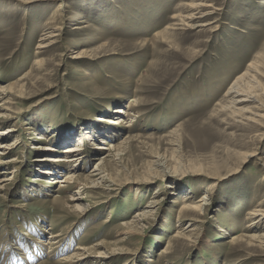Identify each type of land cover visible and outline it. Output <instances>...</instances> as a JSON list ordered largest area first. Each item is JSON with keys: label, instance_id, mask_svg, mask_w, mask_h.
<instances>
[{"label": "rangeland", "instance_id": "obj_1", "mask_svg": "<svg viewBox=\"0 0 264 264\" xmlns=\"http://www.w3.org/2000/svg\"><path fill=\"white\" fill-rule=\"evenodd\" d=\"M251 65L263 115L264 0H0V264H264V119L227 108Z\"/></svg>", "mask_w": 264, "mask_h": 264}, {"label": "bare ground", "instance_id": "obj_2", "mask_svg": "<svg viewBox=\"0 0 264 264\" xmlns=\"http://www.w3.org/2000/svg\"><path fill=\"white\" fill-rule=\"evenodd\" d=\"M183 6H185V5H181V7H179V8H185V9H187V10H189V11H191V13L189 14H187L186 16H174L173 17V19L174 20H176V19H181L182 18V20H184V22L185 21H192V20H194L195 19V13L194 14H192V11H197V10H199V8H201L203 5H199V4H197V3H191L190 5H187L186 7H183ZM204 7V6H203ZM199 14H201V12L199 13ZM179 15V14H178ZM202 15H203V13H202ZM187 23V22H186ZM190 23V22H189ZM212 24L211 23H208L207 21L206 22H203V23H201V24H199V26L198 27H200V28H207V27H209V26H211ZM187 26V25H186ZM55 31V33H59V31H60V29H55L54 30ZM51 34H53L52 35V37H54V38H58L59 37V35H56V34H54L53 32L51 33ZM43 45L44 44H42V48H43ZM74 58H78V57H74ZM252 67H254V65H251L250 67H249V69L244 73V75L237 81V84L236 85H238V88H236L235 86L236 85H233L231 88H230V91H229V93H228V96H230V101H229V103H230V106H228L227 108H228V110L229 109H231L232 110V113L236 116V117H240L241 119H243V120H247L248 122H250V123H252V124H254V125H258L259 124V119H264V114L263 115H260V114H255V113H253L252 112V110H250V108L249 107H247V104H250V103H256V100H255V98H254V96L252 95V94H250V93H248L247 91H244V90H240L239 89V82L240 81H242L243 79H245V80H248L249 79V81L251 82V80H252V78H250V76L252 77ZM3 96V93L1 92L0 93V98ZM4 98H2V99H0V100H3ZM259 106H260V108H261V110L262 109H264V105H262V104H258ZM220 106V105H219ZM225 108V107H224ZM259 108V109H260ZM258 110V109H257ZM117 114H123L124 112L122 111V109L121 108H117V110L115 111ZM248 114H251V116H248ZM6 118H8V117H6ZM126 121H124V119L123 118H120V119H118L117 120V123H115V124H120V125H123L124 123H125ZM131 125H128V127H130ZM25 129V128H24ZM92 129L93 128H87L86 129V133H85V137H86V139H88V140H90V139H95V134H94V132H95V130H93L92 131ZM98 131H100V130H98ZM97 131V132H98ZM101 133V132H100ZM5 133L4 132H0V137H2L3 135H4ZM64 134V133H63ZM105 138V140H103L104 142H105V146L104 145H101V147H100V149H101V151H104V150H106V149H104V148H107V151H110L112 148H117V146H112L111 145V143L109 142L108 143V138H107V136H110V135H108L107 134V131H102V133H101ZM66 136V135H65ZM64 135L62 136L63 137V140H61V142H67L68 140H71L72 139V136H66V138L64 139V137H65ZM61 137V138H62ZM113 137V135H111V138ZM79 138V137H78ZM130 138H132V137H130ZM129 138V139H130ZM128 139V138H127ZM128 139V140H129ZM80 141H79V144L78 145H75V146H72V147H68V148H66L65 150H64V153L65 154H73V155H71V156H65V159L62 161V162H64V161H66L67 163H69V168L71 167V169H72V166H75V164H77V163H79L80 161H81V158L79 157V154L77 153V152H79V150H80V148H81V143H82V141H81V139H79ZM104 146V147H103ZM107 146H110V147H107ZM9 149H15V150H17V149H20V145H15V143H13L11 146H9L8 147ZM11 152H13V151H11ZM1 153V152H0ZM251 156L250 155H247L246 157H245V159H248V158H250ZM62 160V159H61ZM98 162H100V164H99V166H98V168L92 173V174H90L89 175V177L91 178V179H93V178H98V176H100V178L99 179H95V180H92V185H93V187H98V188H102L103 190L105 189V190H108V189H106L107 187H108V179L106 178V177H104V176H106V175H103V173L105 172L104 170L110 165L111 166V163H110V161H108L107 160V157H99L98 159H96ZM72 166H71V165ZM109 168V167H108ZM107 168V169H108ZM106 174V173H105ZM73 174H72V172L70 171V172H68V173H66L65 175H64V177L63 178H61L60 180H54V182L55 183H64V184H66V183H69V182H71L72 180H73V177L75 176H73V177H71ZM103 175V176H102ZM83 181V179H81V177L80 178H78V179H76V181H75V183L77 184V185H80V186H83V188L84 189H87L88 188V186L84 183L83 185L81 184V183H83L82 182ZM193 197L191 196V197H189V198H185L184 200H190V199H192ZM156 203V202H155ZM205 205V204H204ZM199 208H203V205H201V206H199ZM194 209H198V207L197 206H195L194 207ZM261 212V211H260ZM250 215H253V214H250ZM259 238H261V237H257L256 238V236H254V237H252L251 238V241H255V240H258V242H259ZM263 238V237H262ZM232 240H235V238L234 239H232ZM262 240V239H261ZM56 241V240H55ZM41 242V241H40ZM40 242H39V244H40ZM57 244V243H56ZM60 244V243H59ZM85 252H83L82 254H79L78 255V253H77V256H76V254H75V256H70V257H68V261H70V262H72L73 261V259H75V258H79V257H82L83 258V256H85L86 254H84ZM65 260H67V259H65ZM86 261V260H85Z\"/></svg>", "mask_w": 264, "mask_h": 264}]
</instances>
